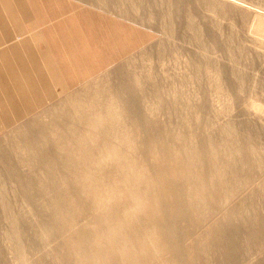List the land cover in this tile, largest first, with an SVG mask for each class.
I'll return each mask as SVG.
<instances>
[{
	"label": "rangeland",
	"instance_id": "obj_1",
	"mask_svg": "<svg viewBox=\"0 0 264 264\" xmlns=\"http://www.w3.org/2000/svg\"><path fill=\"white\" fill-rule=\"evenodd\" d=\"M81 1L126 17L129 25L134 24L130 28L143 31V51L74 93L50 99L25 118L19 119L20 103L1 104V122L17 123L0 127V204H7L15 229L21 221L37 223L36 206L52 200L55 190L50 186L41 195L36 193L37 180L46 181L48 170L36 157L59 156L53 142L70 137L71 131L87 141L97 140L91 146L99 150L93 151L96 160L82 170H103L118 177L119 170H130L132 162L141 166L138 170H155L143 163L145 114L156 124L149 133L168 136L172 154L190 159L191 170L216 161L218 168L229 164L227 170H242L238 189L221 201L235 215L231 222L220 223L221 234L213 241L216 246L209 247L206 263L264 264V0ZM126 78L134 90L123 86ZM107 109L117 116L110 145L123 154L121 159H114L105 150V137L78 117L107 123ZM1 211L0 264H19L14 243L7 238L10 218ZM43 249L30 251L27 264L44 255L48 246Z\"/></svg>",
	"mask_w": 264,
	"mask_h": 264
},
{
	"label": "bare ground",
	"instance_id": "obj_2",
	"mask_svg": "<svg viewBox=\"0 0 264 264\" xmlns=\"http://www.w3.org/2000/svg\"><path fill=\"white\" fill-rule=\"evenodd\" d=\"M128 79L123 86L134 90L127 84ZM106 112L110 127L100 118L92 122L85 115L78 117L80 123L105 137V150L114 159H121L123 154L116 153L110 145L117 116L110 109ZM127 117L129 120L130 116ZM142 121V133L147 138L143 149L147 161L143 163L155 170H138L141 166L135 162L128 165L130 170H119L118 177L103 170H82L87 163L91 167L95 162L93 151L98 148L93 150L91 146L97 140L87 141L76 131H71V136L65 138L68 140L59 138L53 142L59 146V156L37 155L39 163L48 170L46 181L37 180L36 193H44L45 186L55 190L52 200L35 205L40 210L38 222L29 226L22 218L24 222L15 229L7 204H0L4 215L10 218L7 238L14 243L19 264H27L30 251L42 253L46 246L44 255L29 264H207L209 247L216 246L213 241L221 234L220 223L231 222L235 215L232 217L233 210L225 208L221 201L229 191L238 189L235 184L242 170H227L231 168L229 164L218 168L217 161L191 170L190 159L183 161L172 154L166 144L168 136L164 139L149 133L156 126L155 121L149 122L145 114ZM70 143L72 148L68 147ZM206 154L202 155L203 161ZM59 173L63 175L60 177ZM147 240L154 242L149 244ZM186 240L192 245L184 244ZM45 255L50 257L49 262Z\"/></svg>",
	"mask_w": 264,
	"mask_h": 264
},
{
	"label": "crops",
	"instance_id": "obj_3",
	"mask_svg": "<svg viewBox=\"0 0 264 264\" xmlns=\"http://www.w3.org/2000/svg\"><path fill=\"white\" fill-rule=\"evenodd\" d=\"M129 26L81 0H0V110L20 103L25 118L117 69L143 51V31ZM16 124L0 114V127Z\"/></svg>",
	"mask_w": 264,
	"mask_h": 264
}]
</instances>
